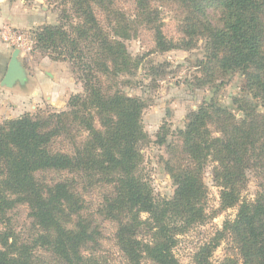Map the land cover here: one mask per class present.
<instances>
[{
    "label": "trees",
    "instance_id": "obj_1",
    "mask_svg": "<svg viewBox=\"0 0 264 264\" xmlns=\"http://www.w3.org/2000/svg\"><path fill=\"white\" fill-rule=\"evenodd\" d=\"M71 5L73 18L63 15L66 22L37 30L35 48L54 62L68 61L83 93L71 95L63 111L38 108L0 123V264H98L101 221L115 225V245L127 264H180L173 254L176 237L208 219L203 172L209 163L219 211H237L201 248L199 264L226 234L242 264H264V184L253 201L242 197L248 173L264 182V114L257 110L264 107V0H134L132 17L112 0ZM166 6L180 12L176 39L163 32L160 8ZM95 9L107 18L108 31ZM140 29L151 32L160 54L190 51L202 42L196 86L219 81L221 88L237 73L247 95L233 99L240 118L214 99L188 114L165 146L175 189L164 200L153 197L140 170L146 103L114 85L141 66L124 43ZM167 134L161 127L156 143L165 145ZM96 185L110 192L90 215L83 193ZM18 206L28 209L35 231L30 236L11 226L8 215Z\"/></svg>",
    "mask_w": 264,
    "mask_h": 264
},
{
    "label": "rangeland",
    "instance_id": "obj_2",
    "mask_svg": "<svg viewBox=\"0 0 264 264\" xmlns=\"http://www.w3.org/2000/svg\"><path fill=\"white\" fill-rule=\"evenodd\" d=\"M6 1L9 4H15V14L20 18L21 23H29L24 26L21 25L19 28L8 25L3 27L21 33L25 42L31 46V51L27 55H20V58L30 71L34 70L36 63L44 58L49 59L35 48L37 30L44 25H57L59 22H66L63 15L73 18L71 0ZM112 2L113 7L126 14L127 17L133 16L134 0H112ZM160 10L162 11L161 17L165 36L176 39L178 37L179 10L174 6L162 7ZM95 13L99 23L108 31V20L105 15L96 9ZM124 43L128 53L141 60V66L132 76L121 75L114 85L124 94L140 98L146 103V108L142 114V125L147 141L140 145V153L143 157L140 170L144 178L148 180L156 200L170 199L175 187L165 168V163L170 158L165 146L173 141L175 132L183 129L188 114L196 111L204 102L211 99L216 100L221 106L229 108L237 118H240L242 114L236 110L233 99L247 96L243 90L244 79L240 74L235 73L227 76L224 86L221 88H216L219 81L212 85L197 87L194 77L199 76L198 70H196V62L204 54L202 42H199L197 47L190 51L172 50L160 54L154 51L151 32L140 29L136 37L126 40ZM14 49L11 48L12 51ZM55 63H62V68H67L70 78L79 86L78 92L71 95L82 94V83L75 81L70 73L72 65L68 61ZM105 85L111 86L112 82L106 81ZM71 95L67 97L65 103ZM247 99L253 107L257 106L250 96ZM40 108L59 111L46 104ZM65 109L66 107L60 111ZM257 110L264 114V107L259 106ZM161 127H165L168 131L166 143L163 146L156 143V136L161 132ZM211 171L212 165L209 163L203 172V184L207 190L206 212L208 219L203 225H195L184 234L176 237L177 243L173 249V254L180 264H199L203 260L202 257H198L201 248L218 236L225 221H231L235 218L237 208L219 211V189L212 182ZM259 184H264V182L252 172L248 173L247 186L242 195L243 199L253 201L260 189ZM109 192L110 188L104 185H96L92 188L85 187L83 200L86 212L94 215L95 210L102 203L103 196ZM8 217L11 226L17 231L21 230L25 236H30L35 232L30 225L28 209L25 206L16 207ZM144 218H146L145 214L142 215V219ZM98 226L101 236L100 247L95 251L98 264H127L115 245V225L108 221H101ZM37 254L46 258V261L49 260L45 253L37 252ZM228 259L242 264L232 238L226 234L212 251L210 257H207L202 264H224Z\"/></svg>",
    "mask_w": 264,
    "mask_h": 264
},
{
    "label": "crops",
    "instance_id": "obj_3",
    "mask_svg": "<svg viewBox=\"0 0 264 264\" xmlns=\"http://www.w3.org/2000/svg\"><path fill=\"white\" fill-rule=\"evenodd\" d=\"M15 8V4L0 0V31L4 25L19 28L29 24L21 23ZM11 54V47L0 37V123L23 113H32L44 104L60 111L65 107L67 97L78 92L79 86L70 78L67 68H62V63L44 58L30 71L20 55L18 60L25 70L24 81H15L10 88L2 86Z\"/></svg>",
    "mask_w": 264,
    "mask_h": 264
},
{
    "label": "water",
    "instance_id": "obj_4",
    "mask_svg": "<svg viewBox=\"0 0 264 264\" xmlns=\"http://www.w3.org/2000/svg\"><path fill=\"white\" fill-rule=\"evenodd\" d=\"M19 50L14 49L12 51L7 70L1 82L2 86L7 88L12 87L15 81L22 83L25 78V70L18 60Z\"/></svg>",
    "mask_w": 264,
    "mask_h": 264
},
{
    "label": "built area",
    "instance_id": "obj_5",
    "mask_svg": "<svg viewBox=\"0 0 264 264\" xmlns=\"http://www.w3.org/2000/svg\"><path fill=\"white\" fill-rule=\"evenodd\" d=\"M0 32L2 41L11 48L18 49L19 55H27L31 51V46L25 42L21 33L7 27H3Z\"/></svg>",
    "mask_w": 264,
    "mask_h": 264
}]
</instances>
